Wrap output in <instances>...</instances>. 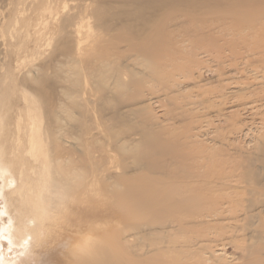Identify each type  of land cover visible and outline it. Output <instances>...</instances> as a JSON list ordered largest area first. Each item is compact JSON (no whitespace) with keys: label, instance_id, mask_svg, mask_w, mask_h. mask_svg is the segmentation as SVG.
<instances>
[{"label":"rangeland","instance_id":"rangeland-1","mask_svg":"<svg viewBox=\"0 0 264 264\" xmlns=\"http://www.w3.org/2000/svg\"><path fill=\"white\" fill-rule=\"evenodd\" d=\"M65 1L0 0V119L2 120L0 125L2 123L4 126L1 138L4 163L1 161L0 164L9 168L13 174L23 168L26 173L24 179H31L33 186L43 181L42 174L47 173L48 168L42 161H39L41 159L38 160L31 156L26 149L30 137L29 127H31V119L35 117L38 119L36 126L39 128V123L45 121L46 116L44 103L38 94L40 91H35V89L42 88V85L29 79L26 81L25 74L46 72L49 81L60 86L71 87L73 91L77 87L78 72H80L79 82L83 83V87L88 91L86 86L92 80V67L85 60H90L94 49L93 44L87 38H83V51L79 54L76 51L78 37L72 35L71 49L73 51L71 50L69 54L65 52V33L61 24L62 18L66 15ZM100 2L113 5L118 10L132 8L129 5L114 3L115 0L88 1L86 15L89 19L87 17L83 20L81 27L84 37L91 31L89 25L96 22L92 12ZM79 3L81 4V1L71 0L67 6L72 8L73 13L76 14L79 12ZM170 4L171 7H165L158 18L150 23L152 28L149 31L150 34L133 37L128 43L122 44L126 47H133L151 42L156 30L164 23H168L169 28L170 24L172 29L177 28L176 39L172 40L171 44L162 42L160 51L151 50L148 54L142 55L140 64L136 65L135 79L131 82L133 76L127 78L131 83V90L134 89L141 93L138 100L142 101V106L145 105V112L141 117L146 120L152 117L158 122L155 128L158 137L138 146V150L143 153L144 165L142 166L147 167L148 171L149 169L180 168L210 173L218 169L220 163L228 157L235 161L238 155L255 156L260 153V146L264 143V59H261V54L258 52L260 51L258 49L264 46V0H173ZM156 9L158 8L153 10ZM170 15L172 19L176 17V21L168 20L167 17ZM128 23H137V19L128 18ZM119 27L113 32H106L105 38L128 37L129 33ZM221 34L226 40L225 42L220 40V43L217 42L218 45L226 44L230 47L231 43L238 42L240 46H246L244 49L238 47L239 52H244L251 47L253 51H257L256 54L249 56L252 63L247 59L231 60L230 55L223 59L213 55L211 50L214 49ZM135 57L121 58L120 61L134 65ZM197 61L203 67L202 70L196 72L198 71L196 68L195 72H189L191 65ZM145 63L153 72L145 68ZM46 86V92L50 93V84ZM91 95L95 98L98 92L93 90ZM97 101L87 104L86 110L90 111L92 116L95 115L92 133L95 134L96 141L93 150L97 156L96 163L97 168L100 169L99 172L101 173L103 169L107 173L105 169L113 162L116 166L115 170L120 173L122 171L120 165L128 164L129 167L126 168L128 173L124 174L125 177L121 180L124 183V189L125 184L138 185L137 197L146 187L150 192L156 193L158 184L155 178H148L146 170L138 172L141 175L144 174L143 180L135 178L141 175L136 173L133 160L128 159L124 163L121 157L124 155L121 152L109 150L108 143L111 142V138L108 127L116 124L117 121L108 120V116L96 118L98 116ZM127 104V102L123 103L122 107ZM124 110L128 111V108H123ZM85 116L81 120L85 126H89L87 113ZM131 117L133 121L139 119L135 115ZM37 137L42 143L46 158L51 138L45 141V136L41 132ZM142 137L139 134L132 136L137 140ZM82 139L87 140V137ZM239 156L237 159H240ZM232 161L230 160L228 164ZM236 161L233 164H236ZM109 180H103L104 184L97 182L94 194L90 192L94 197L83 201L73 199L74 189L77 188L78 183L76 181L68 183L65 177L63 184L56 189V199L53 204L58 215H55L51 222L48 220L46 225H50L55 219L58 223L54 222L55 225L51 226L49 239H47V234L44 235L47 242L43 244V248L38 246L35 248V251L40 249L39 253H31L28 257L21 256L18 263L63 264L66 262L67 252L72 243L76 241V236L66 238L65 232H68L70 228H75L79 222L85 225L87 223L83 221L89 220L88 223L93 225L91 231L82 226L78 231L81 236L92 233L103 237L101 227L109 219L112 234L117 230H124V219L119 220V216H122V213L125 214V211L121 209L123 201L108 199L103 194V187L112 184V180L110 182ZM19 184L23 188L24 181H20ZM110 190L113 192L117 189ZM8 195L11 194L8 193ZM148 195L149 193H145L143 200ZM15 196L23 207L36 198L30 191L25 194L20 191ZM208 196H210L208 203L204 206L207 208L209 205L215 206L216 197L210 194ZM152 210L144 207L146 217L152 215ZM150 211L152 213H149ZM171 215L169 212L168 215L163 214L162 216L159 211L157 219L163 222V218H169ZM211 218H203V221L212 227L208 232L207 241L211 242L214 239L221 241L223 237L230 235L229 231H234V227H230L229 230L228 226L227 235L224 236L223 231L218 230L222 227L218 225L222 224L221 219L218 217L215 219L216 216H211ZM215 228H217L216 231ZM58 233L62 235L59 234L61 238L56 242L55 237ZM210 246L217 258L215 264H235L233 258L241 259L239 250L234 244L229 245L225 250L227 254H224L225 251L217 248L214 243ZM14 254L10 252L8 257L11 258Z\"/></svg>","mask_w":264,"mask_h":264},{"label":"bare ground","instance_id":"bare-ground-1","mask_svg":"<svg viewBox=\"0 0 264 264\" xmlns=\"http://www.w3.org/2000/svg\"><path fill=\"white\" fill-rule=\"evenodd\" d=\"M69 1L71 0L65 1L64 7L68 10L65 9L66 15L61 21L65 33V52L71 53L72 35L78 37L76 51L79 54L83 51V38H87L93 44L94 49L90 60H85L92 67V80L86 86L88 91L83 87V83L79 82L80 72H78L77 87L73 91L71 87L60 86L49 81L46 72L25 74L26 81L29 79L42 85V88L35 89V91H40L38 94L44 103L46 116L45 121L39 123V128L36 126L38 119L35 117L31 119L29 144L26 149L31 156L38 160L41 159L39 161H42L48 171L42 174L43 181L33 186L31 179H24L26 173L23 168L13 174L9 168L0 164V264H21L18 263L21 256L28 257L31 253L40 251V249L35 251L37 246L43 248V244L47 242L45 241L46 236H50L52 231L51 226L55 225L54 222L58 223L55 219L53 223L46 225L48 220L51 222L54 216L58 215L53 204L56 199V189L63 184L65 177L68 183L72 181L78 183L77 188L74 189L73 199L83 201L94 197L96 189L94 187L97 182L104 184L103 180H112L111 185L107 187L103 185V194L108 199L122 200L121 209L125 211V214L122 213V216H119V220L124 219V230H117L112 234L109 219L101 227L103 237L92 233L80 235L78 231L82 226L91 231L93 225L88 223L89 220L83 221L87 224L82 225L83 223L79 222L75 228H70L68 232H65L66 238L76 236V241L74 238L67 252L66 262L63 264H215L217 258L211 251V243L222 251L234 244L241 257V259L233 258L235 264H264V143L260 146V153L255 156L238 155L240 159L236 157L235 161L238 160L236 164H233L235 161L228 157L220 163L218 169L210 173L180 168L149 169L148 171L147 167L142 166L144 165L143 153L138 150V146L158 137L155 131L158 122L152 117L148 120L141 117L145 112V105L142 106V101L138 100L141 93L134 89L131 90V83L127 78L133 76V78L130 77L131 82L135 79L136 65L140 64L142 55L148 54L151 50H159L162 42L171 44V41L176 39L177 28L172 29L171 24L169 28L168 23H164L156 30L151 42L133 47H126L122 44L128 43L133 37L150 34L149 31L152 29L150 23L158 18L165 7H171L170 2L173 0H115L114 3L132 7L124 10H118L115 6L101 3V1L92 12L96 22L89 25L91 31L85 37L81 27L83 20L88 17L86 10L88 1L91 0H79L81 4L79 3V12L76 14L73 13L72 8L67 6ZM155 8L158 9L153 10ZM128 18L137 19V23L129 24ZM167 19L172 22L176 21V17L172 19L171 15ZM118 26L125 29L129 36L105 38L106 32H113ZM220 40L225 42L223 34L218 37L214 49L211 50L213 55L215 54L220 59L230 55L231 60L247 59L252 63L249 56L257 53L251 49L252 47L239 52L238 47L244 49L246 46H240L238 42L231 43L230 47L226 44L218 45L217 42ZM154 45L157 47L155 48ZM258 50H260L258 52L261 54V59H264V46ZM130 56L131 58L136 56L134 65L120 61L121 58ZM144 66L146 69L149 68L147 63ZM202 68L200 62L197 61L191 65L189 72H199ZM150 71L153 72L151 69ZM49 84L50 93L45 89V86ZM93 90L98 92L95 98L91 95ZM25 99L27 101V95ZM95 100H98L96 118L108 116V120L117 121L116 124L108 127L111 138V142L108 143L109 150L121 152L124 155L121 156L124 163L132 159L136 166V173L146 170L148 178H155L158 184L156 193L150 192L146 187L137 197L138 185L125 184L124 189V183L121 180L125 177L124 174L128 173L126 170L129 167L128 164L120 165L122 169L120 173L115 170L116 166L113 162L105 169L107 173L103 169L101 173L99 172L100 169L97 168L96 163L97 156L93 150L96 141V136L92 133L95 115L92 116V113L86 110L88 107L86 105ZM125 102L128 104L122 107ZM123 108H128V111H123ZM86 113L89 126H85L81 120L86 117ZM132 115L139 119L131 120ZM39 132L44 134L45 141L51 138L46 158L42 143L37 137ZM3 133L4 126L1 123L0 163H4V149L1 143ZM135 134L143 137L138 140L134 139L132 136ZM86 137L87 140L82 139ZM76 156H78L77 159ZM230 160L232 165L228 164ZM143 175L135 178L143 180ZM20 181H24L23 188L20 187ZM112 188L117 190L112 192L110 190ZM20 191L23 194L32 192L36 197L35 200L23 207L15 196ZM8 193L11 195L9 196ZM145 193L149 195L143 200ZM208 194L216 197L217 202L214 203L215 206L209 205L207 208L204 204L208 203V197H210ZM144 207L153 209V213L149 212L152 213L149 216L151 218L144 214ZM159 211L162 216L163 214L168 215L169 212L172 215L169 218L162 217L163 222H161L157 219ZM211 216L221 219L222 224L218 225L222 227L218 230L221 229L224 236L227 235L228 226L229 230L230 227H234V231H229L230 235L223 239L220 237L221 241L219 239L207 241L208 232L212 227L204 222L203 218H211ZM61 233L56 235V242L60 240L59 234ZM45 234L47 235L44 237ZM10 252L15 253L11 258L8 257ZM224 254H227L226 251ZM15 257L18 258L15 259Z\"/></svg>","mask_w":264,"mask_h":264}]
</instances>
